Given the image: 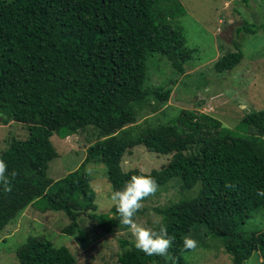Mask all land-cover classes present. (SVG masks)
<instances>
[{
	"label": "trees",
	"instance_id": "1",
	"mask_svg": "<svg viewBox=\"0 0 264 264\" xmlns=\"http://www.w3.org/2000/svg\"><path fill=\"white\" fill-rule=\"evenodd\" d=\"M165 1L0 0V123L20 122L27 130L26 137L8 138L0 149L12 189L0 188V233L30 205L64 212L69 222L62 232L83 244L96 235L129 232L113 203L98 211L88 166L103 164L113 191L121 189L142 170H124L123 157L143 145L169 155L159 169L143 170L158 184L144 200L179 186L175 179L182 190L198 189L194 196L154 207L161 217L151 228L166 226L173 237L166 255H145L129 232L120 238L119 264H190L185 253L193 249L184 248L183 241L198 225L223 242L232 264H243L255 251L264 261V229H242L264 209V197L256 195L264 188V109L242 117L237 125L242 131L199 109H182L172 121L162 120L168 108L161 106L173 88L146 87L150 56L167 55L182 74L195 57L184 29L174 25L183 7ZM243 29L255 33L247 21ZM233 41L238 50L223 55L216 71L234 69L244 57ZM147 107L153 114L138 122ZM92 128L98 138L81 164L59 179L49 176L50 162L59 155L53 136ZM46 236L30 235L17 247L20 264L77 263L68 246Z\"/></svg>",
	"mask_w": 264,
	"mask_h": 264
},
{
	"label": "rangeland",
	"instance_id": "2",
	"mask_svg": "<svg viewBox=\"0 0 264 264\" xmlns=\"http://www.w3.org/2000/svg\"><path fill=\"white\" fill-rule=\"evenodd\" d=\"M164 3L175 9L177 3L183 7V14L173 18L174 25L184 29L187 45L195 49V57L185 64V73L182 74L173 67L167 55L155 53L150 56L146 87L173 88L171 97L161 106L162 109L163 106L168 108L162 120L172 121L182 109H199L221 119L224 125L242 131L237 127L242 117L251 111L264 109V0H167ZM245 21L255 33L243 29ZM238 29L242 31L238 32ZM235 39L244 57L234 69L216 71L215 63L223 55L238 50ZM152 111L151 107L141 110L138 122L150 117ZM25 129L20 122L0 123V149L6 146L8 138L26 137ZM97 138L93 128L67 138L54 135L59 155L50 162L49 176L56 180L75 170L84 160L88 145ZM168 156L138 145L124 155L122 165L126 171L137 167L151 171L167 162ZM88 168L95 178L94 187L100 202L98 211L105 212L113 203L108 197L113 188L106 177V167L90 164ZM172 182L179 183V186H171L160 195L142 201L144 210L135 219L137 223L151 228L161 217L154 210L155 206L165 205L184 195L194 196L198 189L182 190L179 180ZM263 212L264 209L256 211L242 229H264ZM68 222L64 212H43L30 205L0 233V264H20L15 253L17 247L30 235L37 234L47 235L58 246H68L77 257L76 264H119L120 238L127 237L129 232L132 234L131 229L129 232L117 230L96 235L90 243L83 244L62 232ZM86 224L89 225V219ZM206 232L204 225L193 227L190 237L197 241V247L186 252L185 259L190 264H232V257L225 251L223 242ZM243 264H264L261 252L255 251Z\"/></svg>",
	"mask_w": 264,
	"mask_h": 264
},
{
	"label": "clouds",
	"instance_id": "3",
	"mask_svg": "<svg viewBox=\"0 0 264 264\" xmlns=\"http://www.w3.org/2000/svg\"><path fill=\"white\" fill-rule=\"evenodd\" d=\"M0 188L10 192V179L8 176V165L0 159ZM158 189L155 178L141 170L138 174L132 175L121 189L110 194L116 211L119 213V223L128 226L134 237L133 246L145 255H166L173 243V237L168 234L166 226L161 225L158 230L145 227L134 219L138 210L142 207V201L154 194ZM257 197H264V188H259ZM184 248L195 249L197 241L186 237L183 241Z\"/></svg>",
	"mask_w": 264,
	"mask_h": 264
}]
</instances>
